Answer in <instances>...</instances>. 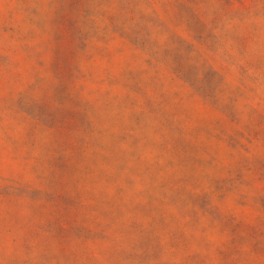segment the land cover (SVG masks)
<instances>
[{"label":"rangeland","instance_id":"obj_1","mask_svg":"<svg viewBox=\"0 0 264 264\" xmlns=\"http://www.w3.org/2000/svg\"><path fill=\"white\" fill-rule=\"evenodd\" d=\"M0 264H264V0H0Z\"/></svg>","mask_w":264,"mask_h":264}]
</instances>
